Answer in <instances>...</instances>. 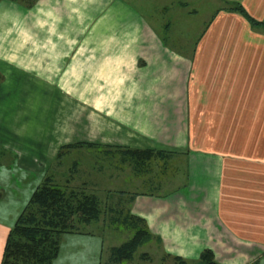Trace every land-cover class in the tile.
<instances>
[{
	"label": "crops",
	"instance_id": "0c3cea01",
	"mask_svg": "<svg viewBox=\"0 0 264 264\" xmlns=\"http://www.w3.org/2000/svg\"><path fill=\"white\" fill-rule=\"evenodd\" d=\"M163 1L198 16L197 31L182 37L188 47H169L129 0H37L29 9L1 0L0 161L30 172L77 144L122 157L178 152L176 177L120 161L132 182L118 178V216L129 211L150 234L138 261L194 264L208 249L220 264H264L263 99L251 95L254 84L230 95L236 74L222 82L223 72L264 71V0ZM20 209L0 199V263ZM215 226L244 252L219 262ZM109 242L64 234L53 264H105L117 247Z\"/></svg>",
	"mask_w": 264,
	"mask_h": 264
},
{
	"label": "rangeland",
	"instance_id": "374dc122",
	"mask_svg": "<svg viewBox=\"0 0 264 264\" xmlns=\"http://www.w3.org/2000/svg\"><path fill=\"white\" fill-rule=\"evenodd\" d=\"M19 8L29 9L36 5L37 0H14ZM131 4H133L159 32L158 34L164 38L165 42H167L169 47L173 48H186L191 45V41L183 40V34L186 32L188 34L195 33L198 27V16L193 17L187 14V10L182 8L180 5H175V3L164 2L163 0H129ZM31 4V7H29ZM208 6V3H207ZM201 13L208 10L206 8H200ZM168 27V31L164 28ZM2 33H6L9 31L8 23L3 22L1 27ZM2 39V36H0ZM4 37V36H3ZM163 40V41H164ZM167 40V41H166ZM163 45V43L161 42ZM159 44V46H161ZM164 46V45H163ZM262 59H259V68L264 70V65H260ZM264 62V61H263ZM231 74L237 75V83L231 85L230 95H242V93L248 94L250 87L253 85L255 88L251 90V95L255 98V96H259L260 100L263 99L262 107L264 106V86L261 82L264 81V71H247V72H236V73H222V82L231 81ZM251 78V84L247 83L245 79ZM259 86V87H258ZM236 90V93L234 92ZM261 102L259 101V105L255 103V111L261 108ZM80 145L76 148V150L68 153L62 152V156L60 161L53 162L51 164H45L40 166L39 168H35L28 172L26 168H17L15 166H11L6 168L3 166V162L0 161V199L4 201H14L21 202L22 208L24 209L26 204L28 203L32 193L38 188L43 182L50 178L52 184L61 188L66 193L72 194H90L94 193L99 200V207L101 211V218L98 222L92 223L90 225H82L78 224L77 229L79 232H89L93 234H98L104 239L110 240V244L114 246H119L126 239L132 236V232L126 231L122 227L111 225L110 219L116 215H111L108 209L113 207L112 211L115 214H118L119 206H118V190L120 189L118 185V178L122 176V178L127 183H131L132 180H128L130 175L128 174V167L121 166L120 161H128L127 157H122L120 151H106L105 154L103 152H98L96 149L94 151H90L87 149L84 144ZM64 151V150H63ZM168 156H166V166L168 169H172L174 171V175L176 177L177 172L181 171V167L178 163L173 160L179 161V153L178 152H167ZM1 156V155H0ZM172 159V160H171ZM181 161V159H180ZM176 163V164H175ZM94 165L93 167H91ZM151 167H155L158 169L165 170L167 167H163L162 161L160 159H153L150 162H146L142 165V168L138 169L139 173L142 171L148 172L151 170ZM119 169L120 172L119 173ZM125 170V172L121 171ZM156 170V169H154ZM47 172V173H46ZM28 173L30 178L29 181H26L28 178ZM31 173V174H30ZM34 174V175H33ZM70 179L68 186H65V180ZM12 179V180H11ZM42 179V180H41ZM55 180V181H54ZM56 182V183H55ZM87 182V183H86ZM176 183V181H175ZM124 188V187H123ZM90 192V193H89ZM110 194H114L110 196ZM110 196V197H108ZM108 197V198H107ZM11 199V200H10ZM122 211H125L126 207L122 204ZM20 209L19 211L23 210ZM111 225V227H110ZM213 238V245L216 249L217 259L219 262H223V260H227L232 256H235L237 253H243L244 249L232 242L224 233H220L216 226ZM108 237V238H107ZM149 245V244H146ZM147 251L149 253V246L145 248L142 247V250L137 251L134 255V261L129 264H151L148 260H143L144 262L138 261V256L141 251ZM105 256H108L107 251H105ZM149 256V254H146ZM108 258V257H107ZM139 263H138V262ZM107 263V260L106 262ZM12 264H22L21 262L14 261ZM220 264V263H219Z\"/></svg>",
	"mask_w": 264,
	"mask_h": 264
},
{
	"label": "trees",
	"instance_id": "16d2710c",
	"mask_svg": "<svg viewBox=\"0 0 264 264\" xmlns=\"http://www.w3.org/2000/svg\"><path fill=\"white\" fill-rule=\"evenodd\" d=\"M78 146L80 145H71L65 149ZM65 149L59 151L58 158ZM124 153L128 154L127 158L135 168L139 169L155 158L160 159L163 167H166L165 157L168 155L163 153L137 150ZM126 212L124 216L120 212L110 222L113 226L125 225L132 232V236L119 246L109 249L105 264H121L123 261L132 260L136 250L150 239L145 221L129 215V211ZM100 216L99 200L95 195L66 193L48 178L32 193L10 228L0 264H12L14 261L22 264H53L59 252L61 236L78 233V224L96 223ZM194 264L219 263L216 262L213 252L207 249L202 251L199 260Z\"/></svg>",
	"mask_w": 264,
	"mask_h": 264
}]
</instances>
